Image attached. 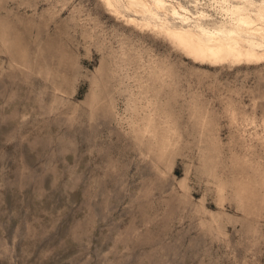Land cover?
I'll return each instance as SVG.
<instances>
[{
    "label": "rangeland",
    "instance_id": "rangeland-1",
    "mask_svg": "<svg viewBox=\"0 0 264 264\" xmlns=\"http://www.w3.org/2000/svg\"><path fill=\"white\" fill-rule=\"evenodd\" d=\"M0 264H264V61L0 0Z\"/></svg>",
    "mask_w": 264,
    "mask_h": 264
},
{
    "label": "bare ground",
    "instance_id": "bare-ground-1",
    "mask_svg": "<svg viewBox=\"0 0 264 264\" xmlns=\"http://www.w3.org/2000/svg\"><path fill=\"white\" fill-rule=\"evenodd\" d=\"M100 1L108 13L165 37L197 63L264 61V0Z\"/></svg>",
    "mask_w": 264,
    "mask_h": 264
}]
</instances>
